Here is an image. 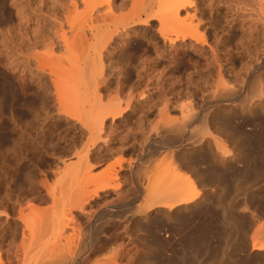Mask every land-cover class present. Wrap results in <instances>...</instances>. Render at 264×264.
Returning <instances> with one entry per match:
<instances>
[{
  "label": "bare ground",
  "instance_id": "1",
  "mask_svg": "<svg viewBox=\"0 0 264 264\" xmlns=\"http://www.w3.org/2000/svg\"><path fill=\"white\" fill-rule=\"evenodd\" d=\"M249 1H255V5L257 4L256 6L258 9H255L256 15L254 13L255 16H253L256 18H251L252 15H250L251 21L253 20L251 25L254 23H256L254 25H257V23H259L263 26L262 29L264 30V0H248V2ZM135 2L132 10H130L128 14L117 16L114 14V9L111 7L112 0H71L69 6L66 7L65 16L59 17L57 20L58 26L55 34L46 36V38L37 43L36 46H45L46 50L37 52L36 49L35 52L32 51L28 54L27 59L30 62L29 65L32 62L36 64L34 73L37 72V74L39 73L47 78L49 77V81L51 85L54 86L53 89H55V100L57 99V101H55L56 105L60 110L62 109L61 111H64L65 117L78 122L82 131H84V135H86L87 141L82 149L81 145L74 144L75 152H72L73 154L70 152L71 155L69 154V157L61 163L59 168L57 167L58 170L56 169L57 171L51 172L53 173L51 176L49 173L48 175L45 174L46 176H44L45 178L42 182H39L41 180L38 181L42 184V188L46 192L45 198L41 201V204H38L41 207L45 204V207H36L34 202V205L31 204L29 193L28 195L25 194V196L18 195L17 193L15 194L16 191L10 184L12 182L11 180L6 186L0 185L3 187L2 189L0 188V206L2 208L4 203L5 207L6 204L9 205L10 203H12L10 204L11 206H17L18 210L15 209L17 211L18 224H16L17 227L15 226V229H22L21 231L19 230L21 232L20 235L17 231L13 236L9 234L11 240L10 242L7 241L6 233H12L9 229L13 224V216L11 215H13L14 212L13 214H11L9 210L0 212V222L4 221L1 223L0 229V232H2L0 233V245L3 244L2 247L0 246V264H10L7 259L6 261L2 260V255L4 254L5 257L6 254L8 257L10 254H14L18 264H132L134 261L136 263L138 260L137 258H139V253L137 255L139 250L137 249V251L135 249V251L133 248H131V250L128 248L129 246L127 243L126 245L124 242H119L124 231H127L131 226L134 228L149 226L150 229H148L151 230L150 233H153L151 237H154L152 239L156 241V239L159 238V225H162L160 222H163V224H165L164 222L177 223L183 221L190 223L187 219L191 220V217L194 216L196 212L202 209L208 211V207L219 208V203H221L219 201V194L221 195V191L227 189L225 188L227 185L223 187L224 181L227 179L224 173L229 170L228 168H230L231 165L237 163L242 156L244 159L248 158V155H242V152L244 151L243 154H245L246 150L242 152L235 151L231 148L232 146L229 145L232 141H230L231 139L229 140L230 142L227 140V137L230 138V136H226L224 130L226 127L223 128L217 121L219 120L220 112L214 111L211 113V107L210 109L208 108L209 111L205 109L202 113H199L197 112L198 110L196 111L195 109L197 107H195L192 102H189L190 100L188 99V103L179 104V102L178 106H175L178 107L176 112L179 115L176 118L171 114L173 105H170L171 101L168 97L167 100L164 101L163 106L161 105V108H157L154 120L145 121L146 119H141L143 118L142 115L140 120L144 123L141 122L137 128L135 127V129L130 130V133L136 134L139 132L138 134L141 138V144L139 143L141 151H139L140 155L137 154V159L135 158L127 162L123 161L124 159H120V161H117L118 164L114 162L119 168H116L117 166L113 164V166H107V168L110 167V169L104 172H99L97 168L92 165L93 162L91 159L93 158L90 155V146L96 145V143L99 145L98 142L100 141L103 144L107 143L110 133L113 132H111V130H109L110 132L108 131V119H112L114 123L116 119L124 115L127 116L128 111L132 110L131 112H134L133 105L135 103H145L143 100L145 93L141 92L140 95L138 94V96H135L134 91L133 94L129 93V96H127L128 98L122 97V95L119 94L115 96L117 97L116 99L113 98L114 101H109L110 103L107 102V96L110 95L108 94L110 83L107 73L108 59L114 52L116 53L119 50L118 40L120 38H126L128 41L131 36L139 32L138 30H140V27H147L151 21H157L159 24L157 33L163 42L161 49L159 47L153 49L155 50L158 61L168 59L171 62H176L175 64L179 67L186 61L188 54L192 57L194 54L203 57L210 54L212 63L210 59L208 62L211 63V67H216L215 69L217 71L216 77L218 79L216 80L219 83L217 90L221 83L222 88L224 87L226 89L228 87V83H225V75L228 71L233 72L232 69L231 71L229 70L227 65L226 68H228V71L226 72L224 65V62L229 64L234 63L232 62L233 59H230V55L227 54L224 59L221 58L222 56H220L219 50H217L219 42H216L218 43L216 46L214 44V46H209V42L207 43V38L205 37L206 35L203 33L204 31H200L199 23L195 24L196 21L194 20L197 15V9H195L196 0H138ZM241 2L243 3V0ZM236 5L237 4H235V6ZM243 5L247 6V2ZM243 5L241 4L242 7ZM250 6L248 5V7ZM193 8L195 10H192ZM189 9L192 10L193 13L190 12ZM80 17H82L81 20H79ZM234 21L232 24H236ZM238 24L235 26L237 27ZM250 27L252 28V26ZM253 29H255V27H253ZM69 34H71V38L68 36ZM250 39H248V42H250ZM263 42L264 41L261 43ZM60 48L64 50L67 62L65 61V67H62L61 70H57L59 66L56 64L57 68L55 69L54 61L57 59L59 60L61 57L59 55L60 51L58 50ZM260 48L264 52V45ZM190 56L189 58H191ZM110 58L112 59V57ZM261 59H263L261 63L262 68L256 72L258 73L256 79L253 77L255 79L254 84H251V89L248 91L247 96L244 95L245 100L243 99V101L240 99L251 111L253 110V112H255V109L258 110L257 108L264 103V74L262 73L264 72V58ZM150 70H152V68H148L147 71H145L149 72ZM150 77L152 78V76ZM120 83L122 82H119V85ZM223 85H227V87ZM188 86L189 85H187V87ZM121 87L123 89V86ZM148 87L149 85L146 89ZM226 91L227 90L223 91L222 94L219 93L221 99L223 98L224 101L225 98L231 95L229 89V93ZM212 102L213 101L209 102V104H212ZM154 108L156 109V107ZM173 111H175V109ZM149 112L145 118H150V115L148 116ZM196 123L200 125L199 128H196ZM111 127L113 128L114 126L112 125ZM133 141L135 142V140ZM91 143L92 145H90ZM233 144L235 143L233 142ZM122 145L123 147L125 146L124 144ZM254 148L252 147V149ZM123 149L122 151L124 152L126 148ZM129 150H131V148ZM248 151H246V154ZM95 157H99V155ZM250 157L251 155H249V158ZM258 157H260V155ZM99 158H101V155ZM251 163L255 164L253 162ZM201 165H203L204 168ZM206 165L210 166L211 169L213 168L210 174L206 170ZM256 165H258V162ZM260 165L262 164L258 166ZM125 168L127 172L123 171ZM9 175H7V178ZM209 175L210 177H208ZM15 176H17V174ZM13 177L14 175L12 178ZM28 178L31 180L32 177L29 175L27 176V180ZM263 178L262 181L264 180ZM258 182H260L259 178ZM210 184H216L217 189H212ZM248 188H250L249 185ZM234 193L233 195H235ZM27 199L30 202L27 201ZM33 199L36 201L35 198ZM25 201L28 203L26 202V204ZM251 204V202L250 204L248 202L247 210L245 211L244 209L241 218H236V216L234 218L233 214L231 215L229 212L228 214H230L231 217H228L226 223L223 224L225 227H222L226 229L223 231L225 233L227 231L228 233L229 243L231 240L233 241L232 246L234 251L242 254L241 257L247 260L246 264H248V262L249 264H264V212H261ZM232 208H230V210ZM201 212L205 214L204 211ZM201 212L197 214L200 215ZM207 213L211 216L209 211ZM203 214L200 216H203ZM193 222L194 220L192 223ZM205 226L207 227V225ZM200 228H198V230H200ZM196 229L197 228H195V230ZM225 238H227V236ZM2 242H5L6 245L9 242L5 247L6 249L3 248L5 244ZM147 250H149V248ZM112 251H115V253ZM135 257L137 260H135ZM240 261L241 260H239V262Z\"/></svg>",
  "mask_w": 264,
  "mask_h": 264
},
{
  "label": "rangeland",
  "instance_id": "2",
  "mask_svg": "<svg viewBox=\"0 0 264 264\" xmlns=\"http://www.w3.org/2000/svg\"><path fill=\"white\" fill-rule=\"evenodd\" d=\"M70 1L71 0H0V185L2 184L1 186H6V184L10 183L11 180L12 182L10 184L16 191L15 194L17 193L18 195L25 196V194L28 195L29 193V197L31 198V204L34 205L35 203L36 207H41L39 206V204H41V201L45 198L46 195V192L42 188V184L39 182H42L45 178L44 176L48 175V173L51 176L53 174L51 172H55L57 167L59 168L61 163L69 157L70 152L71 154L75 152L74 149L76 144L81 145L82 149V147L86 144L87 141L85 137L86 135H84V131H82L78 122L65 117L64 111H61L62 109L60 110V108L56 105L55 101H57V99L55 100V89H53L54 86L51 85L49 77L47 78L39 73L37 74V72L34 73L36 64L35 62H32L29 65L30 62L27 59L28 54H30L32 51L35 52L36 49L37 52H43L46 50L45 46L43 47L42 45H36L42 39L46 38V36L55 34L58 26L57 20L59 17L65 16L64 14H66V7L69 6ZM135 1L138 0H112L111 7L112 9H114V14H116L117 16H123L128 14L129 11L132 10L133 4L136 3ZM241 1L242 0H196V8L194 7L197 10L199 9L198 12L196 10L197 15L194 20L196 21L195 24L199 23L200 31H204L203 33L206 35L205 37L207 38V43L209 42L208 45L216 46L218 44L216 42H219L217 50H219L218 52L220 53V56H222L221 58L224 59V57L229 54L231 57L230 59L234 60H232V62L234 63H230L231 65L222 61L224 62L226 72L228 71V68L230 71L231 69L233 71H228L226 74L227 77L225 75V83H228L227 85L229 88L227 87V85H223L227 87L226 89L224 87L222 88L221 83L219 89L217 90L219 84L216 80L218 79L216 77L217 71L215 69L216 67L214 68L212 66V68L210 65L212 63L210 54H207L206 57H203L200 54V56L194 54V56L192 57L188 54V58H186V61H184V63H182L179 67H177V64H175L176 62H171L168 59L158 61V58L155 54V50L153 49H156L158 47L161 49L163 46V42L157 33L159 28V24L157 21H151V23L147 27H140V30H138L139 32H136V34L131 36L128 41L126 38H120L118 40L120 47L119 50L116 53L114 52L112 56H110L112 57V59L110 57L108 59L107 73L109 75L108 78L110 81L108 94L110 95L107 96V102L114 101L113 98L116 99L117 97L115 96L119 94H121L122 97H127L129 96V93L133 94L134 91L135 96H138V94L140 95L141 92L145 93L143 99L145 103H135L133 105L134 112H131L132 110L128 111L127 116L124 115L125 117L122 116L116 119L114 123L112 119H108V131H113L112 133H110V136L107 139L109 143L107 142L105 143V145L100 141L98 142L99 145L97 143L96 145H92V143L90 144L92 145L89 149L90 155L93 158L91 159V161L93 162L92 165H94L99 172L108 171L110 167L107 168V166H113V164L114 166H117L115 164L117 163V161H120V159H124L123 161L127 162L129 160H134L135 158H138V155H140L139 151H141V138L138 134L139 132L136 134L130 133V130L135 129V127H138V125L142 122L140 120V117H142V115L143 118L141 119H146L145 121L154 120L157 108H161L164 104V101L167 100L168 97V99L171 101L170 105H173L172 109H175V111L172 110L171 114L173 117L176 118L179 115L176 112L178 110V107L175 106H178L179 102V104L188 103L189 100V102H192L193 105L197 107L195 109L196 111L198 110L197 112L199 113H202V111H204L205 109L209 111L208 108L210 109L211 107V113H213L214 111L220 112L218 118L219 120L217 121L223 126V128L226 127L224 128V130L226 132V136H230V138L227 137V140L229 141L231 139L230 141H232H229L230 143H232H229V145L232 146L231 148L235 151L237 150L240 152H242L243 150H250L248 151L250 153L247 152V154L246 151L245 154H243L244 151L242 152V155H248V158L244 156L247 159L242 158L243 156L241 157L242 160L244 159V162L240 159L241 161L239 160L237 163H235L236 165L233 164L235 165L234 167H232L233 165H231L230 168H228L229 170L224 173L225 178L227 177V179H225L223 187L227 185L225 187L227 189L221 191V195L219 194V201L221 202L219 203V208H207L208 211L211 213V216H209V214L207 213L208 211L202 209L201 211H204L205 214H203V212L201 211L199 212H201L203 216H205H200L202 214L200 213L199 215L197 214L199 212H196L194 216L191 217V220L187 219V221H190V223L183 221L177 223L164 222L165 224H163V222H160V224L162 225H159V238H157L156 241L152 239L154 237H151L153 236V233H150L151 230H149V226H143L141 228H134L131 226V228L129 227L127 231H124L122 234L123 236H121L119 242H124L125 244L127 243L129 249L133 248V250H139H137V255L139 253V258L137 259L139 261L135 257V260L137 261L136 263L134 261V263L132 264L247 263V260L244 257H241L242 254H239L238 252L234 251L232 246L233 241L231 240L229 243L227 231L226 233L223 231L225 229L223 228L225 227V225L223 224L226 223V220L228 219L230 214H233L234 218L235 216L236 218H241L244 209L245 211L247 210L246 208L248 206V202L249 204L251 202V205L255 206L261 212H264V180L262 181V178L264 177V103L263 105L259 106H262L261 108L258 107V110L255 109V112H253V110L251 111V109H249V107H247L246 104L243 103V101L245 100L244 95L247 96L248 91H250L251 89V84H254L255 79L258 76V73L256 72H258L260 68H262L261 63L263 59L261 58H264V52L260 47L264 45V42L261 43L262 41H264V30L262 29L263 26L259 23H257V25L259 24L258 26L254 25L256 23L251 25V22L253 20L251 21L250 15H252L251 18H256L253 16L256 15V10H258L256 6L257 4L255 5V1L248 2V0H243V3ZM246 2L247 6L243 5ZM235 4L237 5L235 6ZM241 4L243 5V7L241 6ZM248 5L251 6L248 7ZM194 8L192 10H195ZM192 10L189 9L190 12H192ZM231 17L235 21L237 20L239 24L237 23V21L235 22L234 20H232ZM81 18L82 17H80L79 20H81ZM233 21L236 24H232ZM248 22L250 25L248 24ZM237 24L238 26L236 27L235 25ZM250 26H252V28ZM253 27H255V29H253ZM261 31L263 32V34ZM68 36L71 38V34H69ZM121 39L125 43L122 42ZM248 39H250V42H248ZM58 50L60 51L59 55L61 57L59 56L60 59H57L58 62L57 60L54 61V66L56 69L57 64V66H59L57 70H61V68L65 67L66 65L65 63L67 62V57L62 48ZM189 56L191 58H189ZM209 59L211 63L208 62ZM160 61L163 62L161 63ZM226 65L228 68H226ZM232 66L234 67L235 71L233 70ZM148 68H152L153 71L150 70L149 72H146ZM262 73L264 74V72ZM150 76H152V78ZM119 82L122 83H120L119 85ZM148 85L149 87L146 89ZM187 85L189 86L187 87ZM119 86H123V89ZM221 88L223 89V91L227 90L226 92H228L229 89V91L231 92V95L228 96V98H225V101L223 98L221 99L220 97V94H222L223 92ZM173 92L175 95L173 94ZM123 93L125 94V96ZM210 99L211 101H213L212 104H209V102H211ZM240 99L244 100L241 101ZM154 107H156V109ZM58 108L60 111L58 110ZM148 112V116L150 115V118H145V116L147 117ZM196 124V128H199L200 125L198 123ZM112 125L114 126L113 128L111 127ZM260 131L262 132V134ZM133 140H135V142ZM233 142L235 144H233ZM122 144H124L125 146L123 147ZM240 146L242 150L240 149ZM122 147L126 149L124 150ZM252 147L256 148L252 149ZM121 148L124 150V152ZM130 148L131 150H129ZM93 154L95 156L99 155V157L101 155V158L95 157ZM249 155H251L250 158ZM259 155L260 157H258ZM97 161L99 162V164ZM251 162L255 164H252ZM257 162L258 165L262 164L263 166L260 165V167L256 165ZM201 166L204 168L203 165ZM116 168L119 167L117 166ZM206 168L207 172H209L210 174V171L213 168L211 169L208 165H206ZM123 171L127 172V169L125 168V170ZM11 174L14 175L13 178V175ZM16 174L17 176H15ZM28 174L30 175V177H32L31 180L30 178H28L27 180V176H29ZM7 175H9L8 178ZM208 177H210V175ZM254 178L257 179L255 180ZM258 178L260 182H258ZM251 179L253 183L251 182ZM247 184L250 188H248ZM252 184L255 185L253 186ZM210 185L212 189H217L216 184ZM1 186L0 188L2 189L3 187ZM233 191L240 194H236ZM233 193L235 195H233ZM228 196L231 197L229 198ZM29 197L28 199L30 200ZM33 198H35L36 201H34ZM28 199L27 201H29ZM27 201H25V203ZM10 204H6L5 207L4 203L2 205V208L0 206V212H3L5 210H9L11 214H13L14 212V214L11 215L13 216V224L9 229V231L11 230L10 232L12 233H6L7 241L9 242L11 240L9 237L13 236L16 231L17 233L19 232L18 234L20 235V231L22 230L19 229V231L15 229L17 227L16 224H18L16 211V209L18 210V208L17 206L14 207L15 205L11 206ZM45 206V204L42 205V207ZM230 208H232L233 210H230ZM229 212L230 214H228ZM206 215L209 218H207ZM192 219L194 220L193 223ZM203 219L206 221H204ZM2 222L4 221L0 222V229ZM216 223L219 224L217 225ZM205 225H207V227ZM200 227L202 228V230ZM195 228H197V231L195 230ZM198 228H200V230H198ZM193 230L196 232H194ZM222 233L224 236L222 235ZM226 236L227 238H225ZM9 242L7 243V245L9 244ZM2 243L5 244L3 247L5 248L7 246L6 243ZM224 245H226L227 247ZM0 246L2 247L3 244ZM148 248L149 250H147ZM113 253H115V251ZM140 256L142 259L140 258ZM6 259L10 264H18V261L14 254H10L9 257L7 254L6 257L5 254L2 255V260L6 261ZM239 260L241 261L239 262ZM210 261L213 262L211 263Z\"/></svg>",
  "mask_w": 264,
  "mask_h": 264
}]
</instances>
